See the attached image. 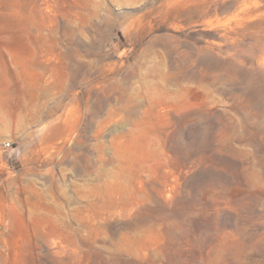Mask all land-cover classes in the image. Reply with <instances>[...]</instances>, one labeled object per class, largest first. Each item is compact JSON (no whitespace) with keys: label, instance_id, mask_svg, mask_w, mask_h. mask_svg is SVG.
<instances>
[{"label":"rangeland","instance_id":"374dc122","mask_svg":"<svg viewBox=\"0 0 264 264\" xmlns=\"http://www.w3.org/2000/svg\"><path fill=\"white\" fill-rule=\"evenodd\" d=\"M0 264H264V0H0Z\"/></svg>","mask_w":264,"mask_h":264},{"label":"built area","instance_id":"2783aa9c","mask_svg":"<svg viewBox=\"0 0 264 264\" xmlns=\"http://www.w3.org/2000/svg\"><path fill=\"white\" fill-rule=\"evenodd\" d=\"M5 146H6V147H10L11 145H10L9 143H7Z\"/></svg>","mask_w":264,"mask_h":264}]
</instances>
